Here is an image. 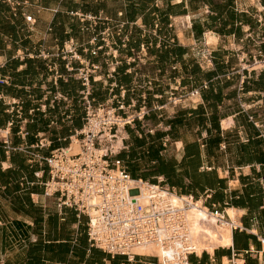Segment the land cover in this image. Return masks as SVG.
<instances>
[{"label":"crops","instance_id":"1","mask_svg":"<svg viewBox=\"0 0 264 264\" xmlns=\"http://www.w3.org/2000/svg\"><path fill=\"white\" fill-rule=\"evenodd\" d=\"M260 53L264 0H0V264L163 263L93 247L87 216L45 192V158L79 149L84 75L95 104L134 118L112 142L134 178L235 225L190 264H264V68L240 62Z\"/></svg>","mask_w":264,"mask_h":264},{"label":"built area","instance_id":"2","mask_svg":"<svg viewBox=\"0 0 264 264\" xmlns=\"http://www.w3.org/2000/svg\"><path fill=\"white\" fill-rule=\"evenodd\" d=\"M26 18L32 21L31 15ZM69 45L68 51L73 53L74 45ZM93 53L96 54L97 49ZM240 62L243 71L254 70V64L263 69L264 53L251 60L248 54H244ZM66 67L69 72L82 74L69 63ZM83 78L85 88L81 95L86 118L83 127L76 132L82 140V151L72 154L67 147H59L45 158L49 168L45 192L56 196L60 206L72 207L79 215L87 216L88 239L93 247L130 258L135 255L134 247L155 243L166 250L172 249V259L190 264L189 256L197 251L190 243L188 212L198 206L200 200L191 194L176 193L161 180L150 182L131 175L123 161L115 156L117 151L112 142L117 139L120 127L131 123L134 118L118 113L126 108L121 101L117 107L95 104L89 75ZM198 93V89L191 91L192 95ZM104 147L106 151L102 153ZM173 195L178 198V203L173 202ZM199 208L218 224L235 228L226 213L216 206L208 207L202 202Z\"/></svg>","mask_w":264,"mask_h":264},{"label":"bare ground","instance_id":"3","mask_svg":"<svg viewBox=\"0 0 264 264\" xmlns=\"http://www.w3.org/2000/svg\"><path fill=\"white\" fill-rule=\"evenodd\" d=\"M254 67H262L259 64H254ZM253 67V68H254ZM132 119V117H130ZM122 127H120L121 129ZM79 149L74 152L71 149L67 148L70 153L77 154L82 151V140L78 137ZM76 146V145H75ZM106 148H102L101 152L104 153ZM172 200L174 203H178V198L173 195ZM200 205L195 206L190 209L188 212L189 218V229H190V243L194 246L197 253H200L204 247L210 248V243H226L228 240L227 235L230 233V225H220L216 222L215 219L210 218L201 208ZM211 220V225L208 224V221ZM218 224V225H217ZM212 243V244H213ZM221 244V245H222ZM228 244V243H227ZM134 252H143V253H154L159 255L163 263L165 264H181L179 261L172 259V249L166 250L159 244L151 243L141 246H136L132 249Z\"/></svg>","mask_w":264,"mask_h":264},{"label":"trees","instance_id":"4","mask_svg":"<svg viewBox=\"0 0 264 264\" xmlns=\"http://www.w3.org/2000/svg\"><path fill=\"white\" fill-rule=\"evenodd\" d=\"M137 1H133L130 5H128L127 13L136 17L139 13H143L147 8L146 5H136ZM141 10V11H140Z\"/></svg>","mask_w":264,"mask_h":264},{"label":"rangeland","instance_id":"5","mask_svg":"<svg viewBox=\"0 0 264 264\" xmlns=\"http://www.w3.org/2000/svg\"><path fill=\"white\" fill-rule=\"evenodd\" d=\"M183 19H188L187 17H183ZM74 72H76V71H74Z\"/></svg>","mask_w":264,"mask_h":264}]
</instances>
